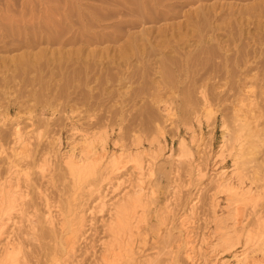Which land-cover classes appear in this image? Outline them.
Returning <instances> with one entry per match:
<instances>
[{
  "label": "rangeland",
  "instance_id": "374dc122",
  "mask_svg": "<svg viewBox=\"0 0 264 264\" xmlns=\"http://www.w3.org/2000/svg\"><path fill=\"white\" fill-rule=\"evenodd\" d=\"M3 1L0 0V6ZM211 1L207 3L225 7L235 3V0ZM254 1L237 3L247 5ZM54 3L64 4L52 0L48 7H54ZM108 5L101 0L82 1L83 10L88 7L86 12L93 11L91 6L111 8ZM34 9L36 19L39 15L40 20L49 8L36 5ZM253 28L251 32H255ZM221 35V39H227ZM10 40L12 43L14 39ZM12 44L3 48L0 43V59H12L24 52L33 56L47 48L50 52H46L41 62L46 58H53L54 62L31 69H20L10 61L5 67L0 66V189L11 179L6 189L10 187L13 195L18 192L14 195L13 212L0 206V264H9L12 256L18 258L15 264H54L55 259L61 260L60 264H110L111 258L119 257L116 254L124 255L120 253L122 248H118L123 243L132 244L135 261L120 258L121 264H264L263 82V87L253 86L258 103L251 106L249 82L237 78L234 83L226 71L217 73L212 66L203 68L194 60L188 69L174 73L172 80L164 76L157 64L159 54L149 58L150 62L145 55L114 59L117 56L114 51L109 58L97 55L94 60L85 52L79 60L73 59L78 63L58 64L55 62L63 60L52 56L56 46L39 45L28 52ZM194 47L189 45L186 50L193 51ZM167 111L172 114L167 115ZM209 114L215 117L210 122ZM242 119L249 121L251 130L242 129ZM17 130L22 135V144H18ZM248 130L255 133L260 130L258 136L262 135L259 140L263 142L258 143L259 137L252 138ZM83 136L97 142L98 153L102 149L99 140H105V150L99 154L108 155L99 166L100 173L78 190L64 164L69 149L80 143ZM183 141L190 158L187 154L177 158ZM222 147L223 159H217ZM122 149L124 154L141 155L144 174L136 170L134 163L119 174L106 172L109 171L106 160L119 155ZM80 150H76L77 157L83 156ZM18 152H22L21 156H17ZM148 153L154 155L147 161L151 170L145 165L147 159L142 157ZM13 165L21 169L22 176L14 172L17 168ZM39 166H44L46 173ZM222 171L226 173V188L217 191L216 174ZM16 182L18 186L14 185ZM139 182L145 195L133 219V231L120 230L115 210L119 212L118 208L133 200L132 193L139 189ZM232 187L240 194L233 195L235 190L230 194L228 188ZM246 193L249 198L257 197L247 200ZM184 216L189 218L187 230L180 229L179 221ZM76 217L82 220L79 222L82 230L67 250L65 241L70 234L66 220L70 222Z\"/></svg>",
  "mask_w": 264,
  "mask_h": 264
},
{
  "label": "bare ground",
  "instance_id": "6f19581e",
  "mask_svg": "<svg viewBox=\"0 0 264 264\" xmlns=\"http://www.w3.org/2000/svg\"><path fill=\"white\" fill-rule=\"evenodd\" d=\"M58 1H61V2L63 1L64 4H61L62 5L61 6L58 3H54V5L56 4L57 6L55 5L54 7L51 8V7H48V3L50 4L52 0H47V1L45 0H4L3 1L4 4L1 3L2 5L0 6V43H3V48L4 47L7 48L10 44L15 43L16 41L17 43L12 44V45L14 47H21L23 48V50L24 48L26 50L31 49L33 47L35 48V47H38L39 45H46L47 47L56 46L57 49L53 50L52 56L56 57L57 55V57L59 56L58 57L59 59L63 60V61L59 60L55 62L58 64H64L68 62H73V64L78 63L77 61H73V59L76 58L77 60H79L80 56H82V54L85 52H88L87 54L89 58L91 57L94 60L97 55H101L104 58L105 56L108 57L109 53L112 51H114V53H116L117 55L116 57H114V59H118V60L127 59L131 56L132 57L136 56L138 58H141L143 55H145V57H148L147 59L150 61L149 58H152V57L156 58V56L159 54L161 58L156 62L163 69L164 74H165L163 75L166 76V78L172 79V80H173L174 73L180 71L181 68L188 69L190 65H193L192 62L194 60L195 62H198L201 66H203V68L207 66H212L213 68H215L214 71L217 73H219L222 70L223 72L226 71V75H228V78L232 80V82L234 83L238 82V80L249 82L251 85H249L250 90L247 91V93H250V95H248L250 102L248 103H250L251 106L252 105L254 106L258 103L257 99L255 98L256 96H255L254 88L262 84V82L264 84V20L263 21L258 20L261 17L264 18V0H255L251 4H247V5H242L237 2H241V1L246 2V1H252V0H235V3L228 4L226 7L220 6L218 3L208 4L211 0H101V3L104 2L105 4L106 2L107 5L109 3L111 8H105L101 6L100 7L91 6L93 7L92 9L93 11L89 10V12H86V9L88 7L84 8L83 10L82 1L84 0H58ZM36 5L43 6L45 9L51 8L50 10L49 9L45 10V16L44 17L42 16L43 17L42 19L39 20V18L41 17H39L38 15V18H37L38 21L36 19L37 16H35L36 10L34 9ZM186 7H189L188 8L189 10L185 9L184 11V8ZM112 18L113 20L114 18H117V19H115L116 21H112V22L110 21L107 23V20L109 19L111 20ZM177 18H182L183 20L177 21L178 20ZM217 22H221V24L217 25L216 24ZM252 25L254 26V28ZM110 27H112V29L108 31ZM251 28L256 29L255 32H251L252 30ZM221 34H224L225 36L224 35L223 36L227 37V39L226 38H225L226 40L221 39L220 37L222 36ZM11 38H13L14 39L13 41L15 42L12 41V43H10ZM189 45L190 46L195 45V47L193 48V51L186 50L187 46ZM99 46L100 47L105 46V47H102L101 49H97L96 47L99 48ZM92 47L93 49H90ZM11 50H13V48H11ZM29 51L30 50H28V52ZM48 51L50 52V50H48L47 48L46 49L42 48L41 50H39V52L35 53L36 55L33 54V56L30 55L31 52L30 54H28L27 52H24L23 54L19 56L13 57L12 59H8V60L0 59V66L5 67L4 65H7V61H10V63H13V64L15 63L17 67H20V69H23V68L31 69V68L40 67V66L46 67L54 62V60L52 61L53 58L51 60L46 58L44 62H41V60H43L44 58V55H46V52ZM110 61L112 62V59ZM79 63H82V61L80 60ZM89 63L90 62H87V64ZM10 67H12V65ZM87 70L88 69H86V72ZM79 74L84 75L85 73L79 72ZM145 76L147 79L148 75H145ZM242 83H245V82H242ZM263 84H262V87H263ZM203 95H204L203 96L204 98L207 97V96L205 97L206 94H203ZM205 101L207 102V99H205ZM209 112L207 111V113ZM171 114L169 113L167 115H171ZM199 118L197 117L198 122H199ZM214 118L212 114H209V116L207 117V120L208 122H210V120ZM248 122L249 121H246L243 119L241 120V123H243L242 129L251 128L250 126L251 124ZM253 131L250 132L248 130V132L253 134L252 138L253 137L258 138L259 132L261 131L264 132V129H262L261 131L258 130L259 132H256V133ZM251 135L250 136L248 135L249 138L251 137ZM261 137L262 135H260V137L258 138V143L262 141V140H259L261 139ZM16 138L18 140V144L19 142H21V144L22 142H24L22 141L23 139L22 135L18 130L16 133ZM100 138L102 137L100 136ZM78 142L80 143L73 145V147L69 149V152L66 155V160L64 164L67 168L66 170L68 172V175L71 177L72 183L77 189L81 187L85 182H88L90 179L94 178L98 174L100 164H103L102 161L104 162V159L108 155V154L106 155V153L99 154L100 152H103L105 150L103 148L106 145L105 140L104 141L102 139L101 141L99 140V146L100 144L102 145L101 147L102 149L100 148L101 151L99 153L96 150V147L98 148V146H95L97 142H93V141L91 142L89 140V137L83 136V138H81V141H78ZM79 148L81 149L80 152L83 154V156L81 157H77L76 155V150H78ZM221 149H223V147ZM178 150L180 154L177 156V158H184L187 154V151L189 152L188 148L186 147V143L184 141L181 143L180 148ZM252 150L253 151L249 150L251 154H253L252 152H254L255 149H252ZM121 151L123 152L124 149H122ZM122 152H120L121 154L119 153V155L117 154V155L110 156L109 161L106 160L107 162L106 167L109 171H106V170L105 171L110 172L109 175L119 174L122 170L126 169V166H128L131 163H134L135 166H137L135 168L136 170L138 169V171H140L141 174L145 171L144 165L141 160V155H139V153L137 155L134 154L133 156V154L131 155V154H128L127 152H126L127 154L126 153L124 154V152L122 154ZM21 153L18 152L17 156L18 155L21 156L20 155ZM150 153L152 154V152ZM223 153H224V149L220 155H216L217 159L219 158L221 159L223 156ZM151 154L149 155L148 153L146 155H142L143 160L147 159L145 160L146 166H148L147 164L149 163L148 159L154 158V155H151ZM188 154L186 157H189V158L192 157L190 156V154L188 156ZM242 157L243 156H241V158ZM46 159L48 161V158ZM217 159L215 161H217ZM187 161L190 162V160H187ZM13 167L14 169L17 168V170H15L14 172H16L18 175L21 172V169L18 168V166L13 165ZM149 167L150 166H148V168ZM41 168H43L41 169V172H43L44 166ZM149 170L151 169L149 168ZM45 171L44 173H46ZM103 171L104 170H102V172ZM225 174L226 173L224 171L218 172V174H216V176L218 175V177H217V180L215 179L216 182L215 181L214 182L217 187V188L215 187L217 191H218V188L219 189L222 188L225 185L224 183L227 181ZM20 175L22 176L23 174L20 173ZM10 183H11V179L6 181L4 184V187L0 189V193H1L0 194L1 196L0 206L3 207L4 209L6 208L7 209L6 211L11 210L13 212V209L15 207V199H16L14 195H16V193L18 192L14 193L13 195L11 190L10 189L8 190V188L10 187L6 189L7 185H9ZM14 185L18 186V183ZM229 186L231 187L233 185L230 184ZM16 188L18 189V187ZM138 188H137L138 190H136L135 188L134 193H132V196H134L133 200L131 199V201L126 203L125 206H123V208L117 207L119 209V212L115 208L116 209L115 212L118 213L116 214V218H117L116 221H117V225H119L120 227L119 228L120 230L128 228V232L133 231L132 229L133 219H135V215L137 211H139L137 209L140 206H142V202H144L142 200L145 195V194L144 195L142 194L143 188H142L141 183H140V186L138 185ZM239 188L237 191L240 190ZM17 189L15 190L17 191ZM229 189L230 188H228V191L230 194H231L230 191L235 190V188L233 187L231 188V190ZM104 193L106 194V191ZM238 193H236V190H235V193L233 195H238ZM97 195H98V192H97ZM248 195H247L248 197L247 200L253 199L255 197V196L252 197L253 196L252 195L251 198H249L250 195L249 196ZM243 197H245V194L244 196H242V198ZM259 197L260 196H258V198ZM238 199L239 201L242 200V199L240 200V198ZM244 200L246 201V199ZM193 205H192V208H193ZM103 206H101V208ZM255 208L257 207L255 206ZM10 212H9V215H10ZM101 212L103 211L101 210ZM7 215H8V212H7ZM82 218L83 217H81V219ZM187 219H189L188 216H184L182 217V219L180 218L179 224L181 226L180 228L181 230L183 228L184 230H187V222H188ZM67 220H66V222L68 223L67 229H68V233L70 234V236L67 237L68 240L65 241L67 242L68 247L66 246V244L64 245L67 247V250H68L70 246L72 248V246L75 244L77 233L81 229V227H79L80 225L79 222L80 221L82 222V220H77V217H76V220L71 219L70 222L69 220L68 221ZM134 227L136 228V226ZM116 229L117 227L114 230ZM117 233H119L120 235L119 231ZM130 234L132 235V233ZM249 236L251 237V235ZM254 237L257 238L258 236L257 237L254 236ZM255 238L252 237V240H254ZM262 239L264 240V236L262 237ZM257 240H260V238L258 237ZM261 244L263 246L264 241H262ZM126 245L127 247H130V248L125 249L127 248ZM185 246L193 247V245L190 246L189 244H185ZM118 248L120 249L122 248L121 249L122 251L120 250L121 251L120 253H124V255L116 254V256L117 257L119 256V257L114 260L113 258H111L112 263L110 264H114V263L118 264L122 258L123 259L126 258L127 262H131V263L135 261V257H134L135 253L133 251L132 244L124 245L123 243V247H121V245L119 244ZM7 252H8V249H7ZM8 255H10V253ZM16 259L12 256L9 264H15V262H17ZM60 261L61 260L55 259L52 262H54V264H60ZM108 261L110 260H106L107 263H109ZM127 262L126 264H128Z\"/></svg>",
  "mask_w": 264,
  "mask_h": 264
}]
</instances>
